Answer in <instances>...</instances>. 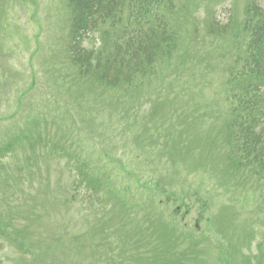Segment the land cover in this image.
I'll return each mask as SVG.
<instances>
[{"label": "rangeland", "instance_id": "rangeland-1", "mask_svg": "<svg viewBox=\"0 0 264 264\" xmlns=\"http://www.w3.org/2000/svg\"><path fill=\"white\" fill-rule=\"evenodd\" d=\"M23 1H28L29 7H23L21 5ZM218 1L207 0L205 5H211L215 8L219 19L226 21L227 13H225V8L233 0H223L220 5L216 6ZM2 2L6 3V6H9L8 3L10 5L18 4V7L15 8L18 14H14V19L19 24L18 30L20 33L24 31L32 35L41 33L43 42L51 35L52 38L53 32L58 33V27L52 26V8L58 13L62 12L67 20L60 33H64L65 35L69 33L68 18L65 10L54 7L56 5L62 6L60 0H0V5ZM242 2L243 0H240V3ZM261 6L264 7V0L261 1ZM175 8L178 11V4H175ZM32 9L35 10L34 13ZM34 18L41 23L42 27L33 21ZM1 34L2 31H0V37ZM58 39L57 37H53L54 41ZM2 42L3 38H0V45ZM217 43L224 45V42L221 41ZM9 47L14 46L10 44ZM37 70L40 71L38 65ZM160 72L163 75H169L172 72L178 75V67L163 68ZM195 72L196 75H194L192 80L201 82L196 85H201L202 94L206 96V99L195 97L191 104L193 105L195 102L201 104L209 102L217 110V115H221V120L223 115L227 119H230L229 110H227V106L223 103L226 95L220 90V84L224 82V72L221 70L219 72H212L211 78L204 71L195 70ZM53 77L50 82L45 83L50 95L49 102L37 104L38 106L28 110L27 105H23L19 113L13 118V121L18 123L14 124V126L9 125L10 121H7L6 125L5 122L0 123V145L5 146V143L14 140L19 135L24 121L28 120L30 128L26 134L37 139L36 150L38 155L36 158H44L45 161L42 163L41 161L28 159L25 157V154L30 147H21L19 144H16L14 147V157L3 160L4 168L1 171L7 168L8 173L3 172V176H0V230L5 231L4 234L6 233V237H3L4 234L0 233V242H5L4 251L0 254L2 264H52V261L57 264H69V261L66 260L59 262L61 255L59 260H53L55 250L49 251L44 245L38 246V236L41 234H59L60 231L57 225L51 227L46 213L57 210L55 209L56 195L57 193H62L58 185L67 179L65 173L61 170H57L50 175L47 174L46 162L50 156L44 155L43 149L48 140H54L53 137L59 129L61 132L58 134H65L73 126L74 122H76V127H78L80 126V122L77 121L83 119L92 120L97 129L91 130L87 134L81 132L82 129L76 130V133H81L80 142L84 150L82 154L83 161L86 158L97 164L95 176H105L104 173L106 172L115 180H120V177L126 176L129 173V170L121 169V166L125 168L128 165L129 167H142L137 173L144 176V172L147 169L143 165L147 164L148 159H156V153L160 149L158 145L155 147H152V145L159 138H165L169 133L174 138L175 133H178V127H176L178 124V108L171 101L178 99V92L175 96L168 98L171 100H168L165 96L162 97V95L160 97L150 95L152 99L150 104H148V94L144 97L137 89L121 93L101 87L98 95L87 94L85 98L79 99L77 95L80 89L89 86L91 84L90 79H81L82 81L70 84L64 76H61L57 72H54ZM66 77L71 80H77L72 78L68 73ZM165 81L166 78H160V82L164 83ZM38 84H40V81ZM73 85L76 87L75 91L71 89ZM158 85L161 84L157 83L156 86ZM175 87H178V83H175ZM180 99L187 98L180 97ZM0 101L5 104L3 98H0ZM159 105L163 106L160 109L165 108V110L159 109L156 114L152 115L153 109L151 106L155 107ZM10 108L12 111L9 114L12 115L16 109L11 105ZM135 109L140 111L139 125L135 130H138L137 134L142 137L147 148H151V154L148 156H143L142 151H134L136 149L135 145L127 142L131 141V137L135 131L134 129H129V122L133 123L135 121L134 117L129 118L135 113ZM188 109L193 110L194 107L189 106ZM205 110L206 108L203 107L202 112H205ZM180 112L184 111L180 108ZM165 113H169L173 120L163 126L158 124V120ZM210 126L209 121L205 120L202 122L203 130H208ZM5 127H7V130ZM200 132L196 135V144L199 145L201 150L206 151V147L200 143ZM40 136L43 138H39ZM162 144L163 140L160 141V145ZM173 154L171 153L170 156H173ZM205 162L206 164H210V155L205 158ZM64 165L65 162L62 166ZM13 166L20 169L23 168L25 170L24 175L18 169V172L11 176L9 172ZM171 170L178 176L177 167ZM7 174H10V179H8ZM196 174L187 178L182 174V178L185 180L184 190L178 188L177 181L174 185L166 187V193L155 195L154 197L150 195V191L143 190L139 192L136 188L132 189L127 197V203L132 207V201L135 197L137 199V207L134 202L133 208L135 209L126 210L127 213L131 214L133 218L140 219L151 215L153 212H158L163 221L175 223L178 226V230H185L186 234L193 238L194 244L199 250L208 249L209 255L207 257L209 256L210 258L205 259V261L210 264H224L228 260L227 252L230 241L232 254L234 251L236 254L245 253L244 258L246 262L250 258L254 259V257H257L260 252L259 241L263 242L264 251V226L260 225L261 223L248 226L245 223L238 222L236 217L247 222L255 221L259 216L256 207L264 197V191L262 194L261 192L258 193L255 186H251V188L255 189V192H252V189L249 187L246 192H242L240 189H230V191L225 189L221 195L212 198L209 197L211 192L209 183L215 182L202 176L201 170L196 171ZM8 181L9 185L6 187ZM38 181L40 184L35 185ZM166 182L170 183L168 180ZM126 184L120 183L119 185L125 186ZM50 193H53L52 196ZM167 197H171L174 202L167 204ZM153 199L156 210L140 209L142 206L153 201ZM205 199L208 200L203 201ZM183 203L185 209L182 212L176 213V208L182 206ZM224 206L225 208H230V216L224 219L225 235L222 232H217L215 229L219 225L220 220L224 218ZM188 209L190 213H186L187 215L184 217L183 214ZM226 214H229L227 210ZM200 215H203L202 219ZM8 223L16 227L13 230L16 235H12V244L8 243L7 240V232L12 229V227L7 229L6 224ZM197 223H199L198 228H196ZM109 231H111L109 234H104L102 237L103 243L107 244L106 247L105 245L102 246L88 260H85L84 256H80L76 261L79 263L89 262L90 264H129V250L124 243H119L114 230L109 229ZM256 231L262 233L261 236L255 237ZM103 233L104 231L102 230ZM124 233L128 235L125 229ZM98 235H100V232H98ZM157 235H160L159 231ZM138 240L141 241L140 238ZM120 244H124V248H120ZM240 257L242 258V254H240Z\"/></svg>", "mask_w": 264, "mask_h": 264}, {"label": "trees", "instance_id": "trees-1", "mask_svg": "<svg viewBox=\"0 0 264 264\" xmlns=\"http://www.w3.org/2000/svg\"><path fill=\"white\" fill-rule=\"evenodd\" d=\"M67 2L72 15V61L104 84L132 83L153 66L158 50L171 53L174 48L167 29L152 20L158 12L147 7L149 0ZM249 15L247 40L240 45L244 55H232L227 66L232 75L228 96L234 92L237 110H241L229 128L236 129L232 131L239 158L236 166L259 174L264 173V11L253 5ZM99 32L101 44L97 46L91 35ZM146 32H151L150 37ZM76 184L77 177H73L72 185Z\"/></svg>", "mask_w": 264, "mask_h": 264}]
</instances>
